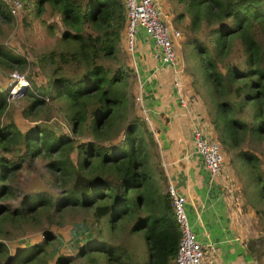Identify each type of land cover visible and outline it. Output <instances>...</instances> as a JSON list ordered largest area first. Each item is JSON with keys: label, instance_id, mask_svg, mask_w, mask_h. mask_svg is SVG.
Instances as JSON below:
<instances>
[{"label": "trees", "instance_id": "trees-1", "mask_svg": "<svg viewBox=\"0 0 264 264\" xmlns=\"http://www.w3.org/2000/svg\"><path fill=\"white\" fill-rule=\"evenodd\" d=\"M31 1L37 15L58 16L60 32L58 46L31 60L0 42V67H35L21 109L28 126L12 118L4 122L8 90L0 92V264H133L121 235L138 231L149 252L140 264H176L180 229L164 189L158 144L133 105L131 69L119 57L123 0ZM175 1L184 11L174 18L188 16L182 50L185 55L187 46L193 85L222 152L237 172V163L249 169L251 193L244 185L242 190L260 219L264 174L259 157L242 145L264 137V0ZM12 19L0 0V30ZM237 41L241 54L234 57ZM38 73L46 77L44 85L32 78ZM51 100L60 103L55 111L67 128L40 115ZM36 158L47 159L49 182L62 186V193L54 198L45 189H30L13 202L18 196L12 176ZM70 211L84 215L70 222L74 250L65 252L67 241L52 226H61ZM21 226H38L42 238L10 253L5 241ZM247 243L259 259L264 235Z\"/></svg>", "mask_w": 264, "mask_h": 264}, {"label": "rangeland", "instance_id": "rangeland-1", "mask_svg": "<svg viewBox=\"0 0 264 264\" xmlns=\"http://www.w3.org/2000/svg\"><path fill=\"white\" fill-rule=\"evenodd\" d=\"M23 5L22 9L17 13L13 14V19L11 21H4L1 24L0 30V42L4 43L7 47L11 48L15 52H20L28 57L31 60L34 55H39L41 52L48 50L49 48L58 46L57 40L58 35L60 32V20L58 16H51L48 11L43 12L41 15H37L35 12V5L31 0H21ZM160 4L163 5L167 16L169 17L171 23L176 26L182 32L181 38L178 40V43L175 44L177 59L181 65V84L182 90L184 95H186L188 102H194V98L198 96L203 103V98L198 92L193 82H187L185 79V75H188L192 78V63L189 62L185 55L188 52L186 46V52L184 51L185 55L183 54V47L185 43V34H184V24L188 22L187 13L180 19L176 20L174 18L175 14L181 11H184L183 5H180L175 0H158ZM51 23L52 28L48 29L47 24ZM124 37H121L120 41V49H119V57L120 60L124 65H127L129 68V63L135 62L133 57L129 54V50H127L124 46ZM140 40H142L140 38ZM141 42V41H139ZM186 45V44H185ZM150 49V48H149ZM148 48H144L143 51L149 52ZM141 53V52H140ZM241 54L240 51V44L237 41V46L232 50L231 55L234 57H238ZM146 57V56H145ZM130 61V62H129ZM129 62V63H128ZM131 65V64H130ZM134 65V64H133ZM130 71L131 77V95L133 98V105L137 110L138 114L143 118V120L147 123L149 128L152 130L154 138L158 144V137L155 134V124L153 122V116L151 112L146 109L144 105V97L142 94V103L136 99V95L139 93L135 88V80L138 79V74L135 70V67L132 66ZM35 67L30 64H27L24 68H15L13 70H8L6 67H0V92L8 90L7 93V100L9 102L8 112L4 117V122H7L9 118H12L14 122H16L17 126L24 128L30 124V120L22 116L21 109L27 103V99L24 97V90L28 87V76L32 71H34ZM13 73H17L18 75L13 76ZM192 73V74H191ZM136 77V78H135ZM32 78L36 81V84L39 86L44 85L46 83V77L42 73H38V77L32 76ZM24 79V80H22ZM27 80V81H26ZM139 80V79H138ZM23 81L26 84H22L18 88V90L22 89L21 92L11 93L14 83H21ZM166 82V80L163 79ZM190 81V80H188ZM60 103L58 101H49V104L45 108V112L40 113L43 115H50L45 116L49 117L50 121L53 124H59L63 127H68L65 123L63 115L57 113L55 108L58 107ZM201 128L203 126L199 123L197 124ZM193 128V127H192ZM204 129V128H203ZM192 130V129H191ZM205 131V130H204ZM206 132V131H205ZM207 133V132H206ZM209 137H215L214 132L207 133ZM216 138V137H215ZM191 144H192V140ZM244 149H249L255 155H257L260 159L261 170L264 174V137L260 140H249L247 143L243 145ZM159 150V147H158ZM222 151V150H221ZM223 154V162L221 171L218 173L217 177L220 179L224 196L230 200L231 206L238 211L242 209L244 206L249 211H242L245 215V218L241 221V226L249 228V234L254 235H264V213H262L261 218L259 219L258 216L261 214L256 213V204L250 205V201H253L251 196H246L243 194L242 185L245 186V190L247 189L248 195L251 193V189L247 186L246 179L249 177V169L248 167L240 168V164L237 163L238 172L233 167V162L230 163L229 156L226 153L222 152ZM73 156V154H72ZM47 159L45 158H36L35 161L30 163H24L22 166L16 170L15 174L12 176L11 180L13 182V187L16 190V194L18 197L13 202H17L19 198L25 194L26 191L30 189H45L48 193L52 196L57 197L63 191L62 186H53L49 182V173L46 170L45 163ZM216 177V178H217ZM210 178L211 181L216 180ZM217 178V180H218ZM248 181V180H247ZM247 186V187H246ZM260 203V202H259ZM258 205H264L263 201ZM84 215L83 212L78 211H70L69 216L66 218L65 222L61 226H52L55 232L59 233L64 241H67V245L65 244L63 251L68 252L70 250H74L71 246L70 241V222L72 220H78ZM55 227V228H54ZM35 229H31V227H24L21 226L14 230L12 237L7 239L5 243L8 246L9 252L13 253L17 247L25 246L26 244L33 243L37 240L42 238V231L37 227ZM106 230V227H104ZM257 237V236H256ZM122 240L125 242V247L127 245L128 253V260L131 261L133 264H140L144 263L148 260V249L146 242L143 237V232L138 231L136 233L130 234L128 237H124L121 235ZM253 237L249 238L252 239ZM88 241V238H87ZM264 246V245H263ZM206 254V253H205ZM262 263L264 264V252L261 254ZM75 264V263H72ZM87 264V263H81Z\"/></svg>", "mask_w": 264, "mask_h": 264}, {"label": "crops", "instance_id": "crops-1", "mask_svg": "<svg viewBox=\"0 0 264 264\" xmlns=\"http://www.w3.org/2000/svg\"><path fill=\"white\" fill-rule=\"evenodd\" d=\"M121 37H124L125 46L124 31ZM144 48H150L149 52L143 51ZM155 51L151 37L139 27L135 62L128 63L130 69L135 67L139 76V80L135 77L136 93L140 81L144 105L154 119L159 155L166 175L164 189L170 180L186 197L191 226L197 239L206 245L207 264H263L261 257L254 258L248 250L247 242L254 237L252 231L249 234L250 229L241 226L245 218L242 211L249 210L245 206L240 211L233 210L230 200L224 196L220 179L210 180L202 157L193 151L190 140L195 124L200 123L207 133L213 132L205 103L198 96L188 108L178 103L177 92L171 85V71L165 67L156 69ZM185 79L188 83L192 81L188 75Z\"/></svg>", "mask_w": 264, "mask_h": 264}, {"label": "built area", "instance_id": "built-area-1", "mask_svg": "<svg viewBox=\"0 0 264 264\" xmlns=\"http://www.w3.org/2000/svg\"><path fill=\"white\" fill-rule=\"evenodd\" d=\"M9 11L17 14L22 9L21 0H2ZM126 13V26L124 29L125 48L135 60V41L139 27L151 37L156 51V69L168 68L171 71V85L178 95V103L188 108V99L182 90L181 65L177 59L175 44L181 38L182 32L174 26L167 16L163 5L158 0H123ZM18 75L13 73V76ZM17 77V76H16ZM139 79V76H138ZM24 80V79H22ZM27 81V80H26ZM26 84L14 83L11 93H16L18 88ZM139 81V93L136 99L142 103V88ZM19 91V90H18ZM193 151L203 159L210 178L215 179L221 171L223 154L217 138L209 135L199 125H194L191 130ZM71 182L66 187L70 188ZM172 202L173 212L180 229V238L174 261L176 264H207L205 261L203 245L196 237L186 211V197L181 194L174 183L169 180L166 188ZM50 194V193H49Z\"/></svg>", "mask_w": 264, "mask_h": 264}]
</instances>
